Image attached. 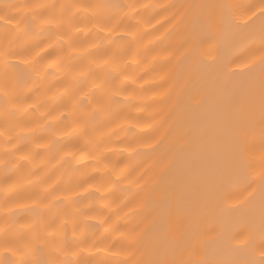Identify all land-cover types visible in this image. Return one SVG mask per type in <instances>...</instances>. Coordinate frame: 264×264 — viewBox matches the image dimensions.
Listing matches in <instances>:
<instances>
[{
    "label": "clouds",
    "instance_id": "1",
    "mask_svg": "<svg viewBox=\"0 0 264 264\" xmlns=\"http://www.w3.org/2000/svg\"><path fill=\"white\" fill-rule=\"evenodd\" d=\"M172 5L0 0L12 25L0 36V264H264V118L236 142L244 195L170 219L174 253L146 258L163 116L193 85L211 92L226 47L256 44L225 62V79L264 65V0H222L210 36L187 43L189 9ZM201 100L183 109L189 139L164 165L188 178Z\"/></svg>",
    "mask_w": 264,
    "mask_h": 264
},
{
    "label": "bare ground",
    "instance_id": "2",
    "mask_svg": "<svg viewBox=\"0 0 264 264\" xmlns=\"http://www.w3.org/2000/svg\"><path fill=\"white\" fill-rule=\"evenodd\" d=\"M172 6L189 9V28L182 33V39L187 43L197 32L202 41L210 36V26L217 22L222 0H173ZM6 19L14 20L15 16ZM193 22L196 27H192ZM11 27V23L0 22V36L7 38ZM255 47V43L241 49L226 47L213 67L215 79L211 82V92L206 86L193 85L177 99V106L163 116L157 129L161 136L158 163L162 170L152 204L157 220L142 241L148 246L146 258L150 253L153 260H166L174 253L164 231V225L170 219L178 215H203L213 204L224 205L248 190L238 171L235 147L240 132L264 118V86L259 78L264 65L254 64L243 72H233L227 79L223 72L226 61L235 65L248 57ZM196 96L202 97L199 111L206 132L202 139L189 141L188 156L192 161L193 176L188 178L183 170L164 165L176 153L179 143L189 139L185 132L188 120L183 109L191 105ZM193 239L189 236L179 243L190 246Z\"/></svg>",
    "mask_w": 264,
    "mask_h": 264
},
{
    "label": "snow or ice",
    "instance_id": "3",
    "mask_svg": "<svg viewBox=\"0 0 264 264\" xmlns=\"http://www.w3.org/2000/svg\"><path fill=\"white\" fill-rule=\"evenodd\" d=\"M227 27H229V26L226 25V28H227ZM73 51H75V49H73ZM50 66H51V65H50Z\"/></svg>",
    "mask_w": 264,
    "mask_h": 264
}]
</instances>
